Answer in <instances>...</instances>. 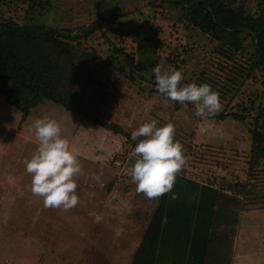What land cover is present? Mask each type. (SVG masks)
Returning a JSON list of instances; mask_svg holds the SVG:
<instances>
[{
	"label": "rangeland",
	"instance_id": "374dc122",
	"mask_svg": "<svg viewBox=\"0 0 264 264\" xmlns=\"http://www.w3.org/2000/svg\"><path fill=\"white\" fill-rule=\"evenodd\" d=\"M243 2L251 7L256 0ZM28 13L33 22L62 28L89 25L99 17L104 18L102 28L106 37L96 32L81 40L82 47L109 61L98 64L95 70L97 76L106 78L109 93L102 118L124 123L130 133L152 119L158 120L160 126L172 121L175 139L184 150L194 145L199 148L184 166V174L217 186L249 180L248 128L256 115L260 112L264 115V85L258 74L237 91L231 90L220 98L221 110L242 111L244 120L230 117L202 120L194 115L191 103L176 106L168 101L165 105V97L149 83L154 75L152 69L161 62L165 69L170 65L180 70L186 82L194 83L201 70L214 82L218 81L220 55L214 39L175 22L171 16L175 15L174 10L171 12L160 0H51L40 14L32 13L22 0H0V18L12 17L22 22ZM120 14L123 15L118 18ZM107 36L112 44L135 53L136 61L142 65L139 72L142 79L136 73L130 79L117 73L115 67L124 64V57L114 58ZM250 41L248 38L244 42L245 55L253 51ZM31 111L30 119L47 113L63 126L85 125L77 114L52 102L42 103ZM20 115L0 95V264H129L148 218L147 209L154 205L153 199L136 192L128 172H119L114 166L115 160L127 159L129 166L134 164L136 158L130 153V143L116 134L103 147H90L85 153L86 158L100 157L99 165L82 163L87 179L80 181L85 184L81 189L88 185L86 193L94 194L95 200L84 198L80 190L82 195L77 193L79 202L74 208L48 209L43 199L31 191V176L25 170L24 160L31 157L37 142L33 133H22L24 122L19 123ZM207 123H212L214 129L201 134L200 125ZM73 133L74 136V129ZM84 133L96 135L94 131ZM256 169L248 190L257 199L248 196L241 200L235 232L213 255L212 264H264V209H254L260 207L264 174H260V166Z\"/></svg>",
	"mask_w": 264,
	"mask_h": 264
},
{
	"label": "trees",
	"instance_id": "16d2710c",
	"mask_svg": "<svg viewBox=\"0 0 264 264\" xmlns=\"http://www.w3.org/2000/svg\"><path fill=\"white\" fill-rule=\"evenodd\" d=\"M22 1L27 2L32 13L38 14L51 4V0ZM160 1L167 4L171 12L174 10L175 15L171 16L175 22L196 28L218 43L216 50L221 56L218 81L214 82L201 70L194 83L209 84L221 99L222 94L237 91L256 74L264 85V0H256L251 7L244 0ZM103 20L99 17L89 25L62 28L33 22L29 13L22 22L12 17L0 18V95L20 111V124L33 108L52 102L92 124L123 135L134 149L136 141L131 139L130 132L119 123L102 118L109 93L106 78L97 76L95 70L98 64L109 61L81 46V40L96 32L106 37ZM248 38L253 51L245 55L244 42ZM107 40L110 41L109 37ZM112 49L114 58L124 57V64L115 67L118 74L130 79L136 73L143 78L139 73L142 65L136 61L133 51L126 52L124 47L114 43ZM149 83L157 90L154 75ZM182 83L189 82L182 80ZM211 117L245 119L239 110H221ZM252 120L253 125L248 128L251 138L249 180L217 186L183 172L179 174L170 193L152 200L154 205L147 209L144 233L129 264L213 263V255L235 232L241 200L248 196H252L251 200L257 199L248 190L255 178L254 171L260 166V174H264V115L260 112ZM191 148L185 150L190 157L188 162L199 149L195 145ZM172 194L178 198L171 199ZM262 195L264 191L260 193L257 208H264Z\"/></svg>",
	"mask_w": 264,
	"mask_h": 264
},
{
	"label": "clouds",
	"instance_id": "9594fccd",
	"mask_svg": "<svg viewBox=\"0 0 264 264\" xmlns=\"http://www.w3.org/2000/svg\"><path fill=\"white\" fill-rule=\"evenodd\" d=\"M152 71L156 89L165 97V105L168 101L181 105L191 103L195 108L194 115L205 121L221 111L219 93L209 84L182 83V72L170 65L165 69L163 62ZM213 129L214 125L207 123L201 124L199 131L205 134ZM29 131L37 142L31 157L24 160L25 170L31 176L32 194L41 197L46 208H62L65 211L74 208L79 202L76 179L83 167L78 151L62 135L60 121L47 113L36 118ZM175 133L172 121L160 126L156 119L142 122L131 133V139L136 141L133 150L136 159L128 174L136 185V192L150 200H158L170 193L187 163L185 150L175 139ZM177 198L176 194H172L171 199Z\"/></svg>",
	"mask_w": 264,
	"mask_h": 264
},
{
	"label": "crops",
	"instance_id": "0c3cea01",
	"mask_svg": "<svg viewBox=\"0 0 264 264\" xmlns=\"http://www.w3.org/2000/svg\"><path fill=\"white\" fill-rule=\"evenodd\" d=\"M31 112H30V114H31ZM30 114L28 115V117L26 118V120L23 123V127L22 128H24V129L22 130V133H32V132L29 131L28 128H30L32 126V124L34 123V120L36 118L40 117V116L36 115L35 119L34 118L30 119V117H29ZM53 118H55V117H53ZM79 120L85 122V125H83V127L73 128L72 123L70 125H67V123H65L66 126L61 125V127H62V135L64 137H66L70 141L71 146L74 147L78 151V159L81 162V164L84 163L83 165H99V163H98V161L100 160L99 156H95V157H92V158H89V157L86 158L85 153L90 149V147L91 148H93L95 146H97L98 148L99 147H103L106 143L110 142V140H112V139L114 140L116 138L115 135L118 134V133H115V132L110 131V130H106V129L102 128L101 126L92 124V123H90V122H88L85 119H82L80 117H79ZM117 123H119L124 130L126 129V126L124 125V123H122L120 121H117ZM25 126H26V128H25ZM73 129H74V132H75L74 136H73V134H74L73 133ZM24 130H26V131L24 132ZM86 130L87 131H94V132H96V135L94 137L93 136L90 137L89 135H86L84 133V131H86ZM118 135L120 137H122L121 134H118ZM120 137L117 139V143L118 144L121 143V138ZM104 153H105V151L102 152V155L100 153V156L102 157ZM82 173H84V175H82ZM82 173L80 175L81 177L79 176L76 179V183H77V185L79 187V188L77 187L76 193H80V195H82L81 192H80V190H82L84 192V194H85V195L83 194L84 198H89L90 197V199L95 200L94 194H91L89 192L88 195H87V193H86L88 191L86 189V187L88 185L81 189V187L84 186L85 184L81 183L80 181L82 179H87V175H86L84 170L82 171ZM77 195L79 196V194H77ZM95 208L96 207H93V209H95ZM48 209H57V208H48ZM59 209H62V208H59ZM254 209H264V208H254ZM100 211L103 213L102 209ZM95 218H100V217H95ZM144 230H145V227L142 228L141 234L138 236V239H137V241H136V243L134 245V249H133V252L131 254L130 261L132 259V256H133V254L135 252V249H136L138 243L140 242V240L142 238ZM130 261H129V263H130Z\"/></svg>",
	"mask_w": 264,
	"mask_h": 264
},
{
	"label": "built area",
	"instance_id": "2783aa9c",
	"mask_svg": "<svg viewBox=\"0 0 264 264\" xmlns=\"http://www.w3.org/2000/svg\"><path fill=\"white\" fill-rule=\"evenodd\" d=\"M133 147L130 145V153H131V155L133 156V157H135L134 155H133ZM185 155H186V157H187V163H188V160L190 159V157H189V155L185 152ZM136 158V157H135ZM186 163V164H187ZM114 166H115V168L119 171V172H128V169L131 167V166H129L128 164H127V159H125V160H115L114 161ZM181 173H182V171H181ZM180 173V174H181ZM186 175V174H185ZM186 176H188V175H186ZM189 177V176H188Z\"/></svg>",
	"mask_w": 264,
	"mask_h": 264
}]
</instances>
